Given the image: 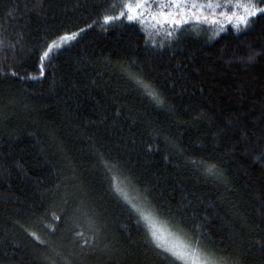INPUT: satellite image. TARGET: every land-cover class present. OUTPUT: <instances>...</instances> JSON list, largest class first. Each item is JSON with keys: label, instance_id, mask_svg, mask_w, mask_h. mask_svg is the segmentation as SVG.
Wrapping results in <instances>:
<instances>
[{"label": "trees", "instance_id": "trees-1", "mask_svg": "<svg viewBox=\"0 0 264 264\" xmlns=\"http://www.w3.org/2000/svg\"><path fill=\"white\" fill-rule=\"evenodd\" d=\"M250 3L0 0V264H171L112 176L215 264H264V13L233 6Z\"/></svg>", "mask_w": 264, "mask_h": 264}, {"label": "snow or ice", "instance_id": "snow-or-ice-1", "mask_svg": "<svg viewBox=\"0 0 264 264\" xmlns=\"http://www.w3.org/2000/svg\"><path fill=\"white\" fill-rule=\"evenodd\" d=\"M261 3H264V0H260ZM229 3H231V0H229ZM137 7H140L141 5L137 4ZM179 7V5H176ZM192 7H196L195 4L191 5ZM204 5H201L203 7ZM220 4H208L207 7H221ZM234 7H243L245 9V12L250 15H255L257 12L264 13V7L257 8L255 4H236L233 5ZM124 7L131 10V5H124ZM121 16H124L125 13L121 12ZM234 15V13H233ZM113 19H119V17H113V16H105L104 17V23L107 24ZM128 19H132L131 16H128ZM239 19L243 20V17H240ZM246 23V21H245ZM77 33H73L71 36H63L60 38L59 41L54 42L51 46L48 47V50L43 53V57H47L50 52H52L53 48L59 49L61 45L69 40L75 39ZM15 74V73H14ZM147 95L152 97L154 100L157 99L153 91L149 90L148 85H142ZM113 169L109 168V172L111 173ZM208 171L211 173L212 168H209ZM110 182L112 184V190L114 193L121 199L123 202L130 206L132 210H134L139 217V221H142L145 225V227L148 229V233L152 239L153 244L156 248L160 249L162 253H166V259H169L171 261V264H177V262H180V264H189L190 258L195 254L196 247L192 245L191 243L185 241L183 242V247L180 249H177L175 246H169L167 241L162 238V235L160 234L159 229L157 228V219L155 217V210L152 209L150 206H142L138 202H134L136 198L130 197L129 193L125 190L123 186V178H118L117 176H112L110 179ZM168 232L172 236H177L176 232H173L171 228H168ZM33 237L37 240H40L38 236H36L35 233H32ZM40 243H44L43 240H40ZM191 264H196L195 260H191ZM205 264H215L214 261H211L210 259H206Z\"/></svg>", "mask_w": 264, "mask_h": 264}, {"label": "rangeland", "instance_id": "rangeland-1", "mask_svg": "<svg viewBox=\"0 0 264 264\" xmlns=\"http://www.w3.org/2000/svg\"><path fill=\"white\" fill-rule=\"evenodd\" d=\"M163 16V19H167V17L170 20H178L179 19V13H159L156 15V17L153 19L156 21V19L158 18V16ZM219 16H216V13L214 11H204L201 8L200 9H194V11H192V14L188 17V19L192 20H199V21H203L206 22L210 25H215V24H219L220 18H218ZM150 23V22H147ZM157 219V228L160 231V234L162 235V238L165 239L168 243L169 246H175L177 249H180L183 247V242H185V240H183L180 235L177 234V236H172L169 232H168V228H170L166 223H164L162 220ZM173 231V230H172ZM174 232V231H173ZM206 257L200 253L198 250H196L195 254L190 258L189 264H191V260H195L196 264H205L206 262Z\"/></svg>", "mask_w": 264, "mask_h": 264}]
</instances>
